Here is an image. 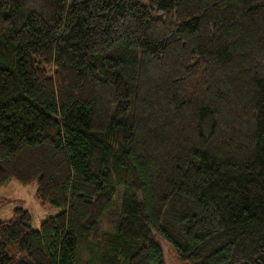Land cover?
<instances>
[{
	"label": "trees",
	"instance_id": "obj_1",
	"mask_svg": "<svg viewBox=\"0 0 264 264\" xmlns=\"http://www.w3.org/2000/svg\"><path fill=\"white\" fill-rule=\"evenodd\" d=\"M9 180L0 264H264V0H0Z\"/></svg>",
	"mask_w": 264,
	"mask_h": 264
},
{
	"label": "rangeland",
	"instance_id": "obj_2",
	"mask_svg": "<svg viewBox=\"0 0 264 264\" xmlns=\"http://www.w3.org/2000/svg\"><path fill=\"white\" fill-rule=\"evenodd\" d=\"M36 185L22 186L13 180L7 181L0 186V198L5 202H0V220H8L12 217V211L15 207H20L29 212L31 217V227L39 230L40 223L48 216L54 215L58 209L47 205L42 207L35 199ZM165 251L166 264H184L179 261L169 247L161 242Z\"/></svg>",
	"mask_w": 264,
	"mask_h": 264
}]
</instances>
